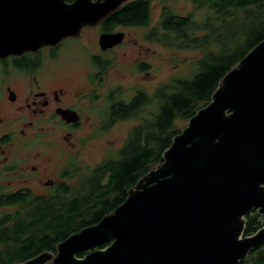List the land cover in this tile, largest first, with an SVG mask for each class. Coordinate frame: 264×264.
Segmentation results:
<instances>
[{"label": "water", "instance_id": "1", "mask_svg": "<svg viewBox=\"0 0 264 264\" xmlns=\"http://www.w3.org/2000/svg\"><path fill=\"white\" fill-rule=\"evenodd\" d=\"M129 1L0 0V58L77 38ZM124 38L102 34L99 44L106 51ZM163 159L98 224L60 243L56 255L22 264H240L264 245V226L243 236L248 214L264 216V40L221 80Z\"/></svg>", "mask_w": 264, "mask_h": 264}, {"label": "trees", "instance_id": "2", "mask_svg": "<svg viewBox=\"0 0 264 264\" xmlns=\"http://www.w3.org/2000/svg\"><path fill=\"white\" fill-rule=\"evenodd\" d=\"M175 1L159 0V20L144 40L197 51L192 72L171 78L151 96L138 91L130 103L112 109L114 120L141 122L131 128L116 156L103 160L77 188L60 185L50 195L38 196L31 190L8 193L0 187V264H22L47 252L56 255L60 243L123 204L128 191L163 163L164 153L182 132L176 122L188 123L210 104L221 80L264 40V0H188L194 11L186 14L169 6ZM152 14L151 0H130L102 22L101 30L148 27ZM94 65L102 71L108 66L98 60ZM138 70L148 71L150 65L141 64ZM263 226L264 216L254 210L246 216L243 236L252 237ZM240 264H264V245Z\"/></svg>", "mask_w": 264, "mask_h": 264}, {"label": "flooded vegetation", "instance_id": "3", "mask_svg": "<svg viewBox=\"0 0 264 264\" xmlns=\"http://www.w3.org/2000/svg\"><path fill=\"white\" fill-rule=\"evenodd\" d=\"M101 25L84 28L79 37L68 38L55 47L0 58V146L17 150L18 162L4 168V172L11 175L12 182L21 184L14 192L31 190L35 195L47 196L60 185L65 189L77 188L81 179L103 162L88 167L75 139L76 133L85 125L94 126L100 132L111 129L120 122L113 119L112 109L130 103L138 92L130 99H126L122 93L102 95L103 74L110 67V62L102 60V54L121 45L106 51L102 50L100 44L93 47L95 51L98 49V53L91 56L94 64L98 60L108 66L104 71L99 68V71L97 69L88 75L82 80L81 87L66 84L67 78L56 79L49 73V77L41 78L40 73L44 53L50 60L55 59L56 53L63 49L66 42L75 43L94 28L100 29L97 34L99 43L102 34L116 33L118 28H144L147 32L150 27H118L112 32H103ZM141 64L145 62L138 61L137 67ZM103 102L107 103V107L102 112ZM6 116H9L8 120ZM55 129H59L56 140L52 137ZM1 154L0 151V158Z\"/></svg>", "mask_w": 264, "mask_h": 264}, {"label": "rangeland", "instance_id": "4", "mask_svg": "<svg viewBox=\"0 0 264 264\" xmlns=\"http://www.w3.org/2000/svg\"><path fill=\"white\" fill-rule=\"evenodd\" d=\"M153 4L152 22L148 29L154 27L161 14V4L159 0H151ZM177 13L186 14L194 11V6L188 0H177L169 3ZM99 28H94L83 34L79 41L75 43L66 42L63 49L56 53L55 59L50 60L47 54L42 55L41 78L52 77L56 79L67 78L66 84L81 87L83 79H86L92 72L99 71L92 61L99 34ZM118 32L125 34L121 46L111 52L102 54V60L110 62V67L103 74V92L120 94L130 99L137 91H144L150 96L160 85H166L175 76H187L192 72L191 62L199 56L197 51H179L167 49L163 46L151 42H146V29L118 28ZM95 47V48H93ZM94 50L93 53H88ZM145 62L150 65V70L138 72L137 62ZM104 70H106L104 68ZM103 70V71H104ZM107 107L103 102L102 112ZM147 117V113H145ZM9 116H6V120ZM140 119H130L118 122L107 131H98L94 126H84L76 133V141L79 143L81 157L88 167H94L102 160L111 156H116L117 151L126 141L129 131L133 126L138 125ZM188 123L178 120L176 126L184 130ZM59 129L52 133L54 140L57 139ZM2 133H0V136ZM85 141V145H83ZM58 144H56V147ZM2 152L0 158V187L6 192L15 191L20 188V183L12 182L11 175L4 172L7 165L17 163L18 155L15 148L0 146ZM8 158V160H6ZM10 182H12L10 184ZM42 192V191H39ZM263 217V215H261Z\"/></svg>", "mask_w": 264, "mask_h": 264}]
</instances>
